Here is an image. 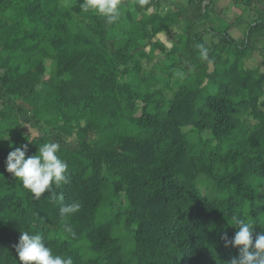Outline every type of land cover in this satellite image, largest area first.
Returning <instances> with one entry per match:
<instances>
[{"label":"trees","instance_id":"16d2710c","mask_svg":"<svg viewBox=\"0 0 264 264\" xmlns=\"http://www.w3.org/2000/svg\"><path fill=\"white\" fill-rule=\"evenodd\" d=\"M232 2L220 29L214 0H120L111 24L83 0H0V264L23 230L73 264H228L235 220L264 232V0ZM46 142L68 165L56 203L5 170Z\"/></svg>","mask_w":264,"mask_h":264},{"label":"clouds","instance_id":"9594fccd","mask_svg":"<svg viewBox=\"0 0 264 264\" xmlns=\"http://www.w3.org/2000/svg\"><path fill=\"white\" fill-rule=\"evenodd\" d=\"M119 4L120 0H83L80 7L85 12L91 10L105 17L106 22L111 24L120 15ZM196 48L199 49L200 58L207 60L208 49L199 43ZM59 149V143L46 142L38 146L37 154L26 158L27 144L12 146L5 161V170L18 179L35 198L39 199L49 192L53 203L63 201V193L57 195L53 190V185L59 187L68 183V165L57 155ZM80 207L79 202L62 204L60 216H70L78 212ZM235 225L237 230L230 241L226 233L221 236L226 247H235L239 251V257L231 258L228 264H264V232L256 234L250 219L235 220ZM64 230L75 235L67 224L64 225ZM14 247L20 264H73L72 257L54 254L45 245L41 235L31 234L27 230L20 231L18 243Z\"/></svg>","mask_w":264,"mask_h":264},{"label":"rangeland","instance_id":"374dc122","mask_svg":"<svg viewBox=\"0 0 264 264\" xmlns=\"http://www.w3.org/2000/svg\"><path fill=\"white\" fill-rule=\"evenodd\" d=\"M214 2L216 3V9L222 13V15H220L219 20H215V22L217 23V26H220V29H224L232 20H235L236 17H238L241 13H243L242 9L240 7H237L235 5H231L233 2L232 0H214ZM260 9L262 11H264V5L260 6ZM253 12V11H252ZM212 20V19H211ZM214 20V18H213ZM206 23H208L207 18L204 20ZM172 33H174V31H171ZM217 33H220L221 31H215ZM228 33H230V35L236 39L237 41H240L243 38V33L244 31H242L241 29H237V28H231ZM175 34V33H174ZM174 34L171 35L168 39L167 38H161L162 42L168 47H171L172 43H175V39H174ZM215 38H219L218 35H215ZM207 39H209V35H207ZM208 41V40H207ZM260 55H258V57H256L254 60H250V61H246L245 65L249 68L254 67L257 63L260 62L261 57H259ZM155 61L153 62L154 64L156 62L162 64L163 60H160V57L158 55L157 52H155V56H154ZM46 65L49 67L50 65V61H46ZM212 66H210V71H212ZM184 80V75H182L179 78V82H183ZM173 83H174V79H173ZM173 88H175L176 86L173 84L172 85ZM251 123H255V121L251 120ZM190 130V128L184 129L185 132H188ZM19 131L21 132H27L32 134V136H36L37 132L33 129H31L30 127H28L27 125L24 128L19 129ZM204 138H209V135H207V133L203 134ZM242 140V139H239ZM238 140V141H239ZM5 141V140H4ZM6 143L8 144V140L6 141ZM6 143H4L6 145ZM264 186V184H263ZM123 196H121L122 198ZM260 204H263L264 201L262 200H257ZM130 233L127 231H123L122 232V237L123 240L128 243V239H130Z\"/></svg>","mask_w":264,"mask_h":264}]
</instances>
